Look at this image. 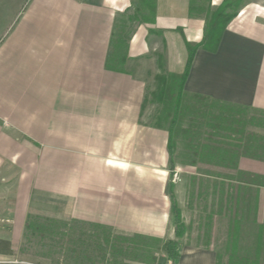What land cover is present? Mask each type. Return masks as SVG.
Here are the masks:
<instances>
[{
	"label": "crops",
	"instance_id": "1",
	"mask_svg": "<svg viewBox=\"0 0 264 264\" xmlns=\"http://www.w3.org/2000/svg\"><path fill=\"white\" fill-rule=\"evenodd\" d=\"M19 1L0 0V264H46L17 256L32 209L83 222L84 230L111 239L157 238L167 253L175 238L166 193L168 132L142 121L147 83L160 72L162 39L164 69L173 74L184 69V39L200 41L205 15L189 6L222 0H155L154 22L138 24L129 39L127 73L105 63L115 15L130 0ZM183 91L186 99L201 96L228 112L264 114V0H242L216 49L195 50ZM252 133L244 125L240 134L230 133L239 140L221 144L236 145L237 171L226 149L195 163L186 156L175 167L210 170L201 176L217 183L239 171L233 183L254 187L248 173L264 176V159ZM256 188L262 217L264 186ZM173 191L183 220L184 197L176 184ZM217 261L210 243H180L176 256L167 253L157 264Z\"/></svg>",
	"mask_w": 264,
	"mask_h": 264
},
{
	"label": "trees",
	"instance_id": "2",
	"mask_svg": "<svg viewBox=\"0 0 264 264\" xmlns=\"http://www.w3.org/2000/svg\"><path fill=\"white\" fill-rule=\"evenodd\" d=\"M209 1V0H208ZM242 0H222L215 7L210 5L205 7L189 6L190 11L205 12V26L203 35L199 42L190 43L184 39L186 49V61L184 69L180 74L168 73L162 65L159 69L164 76L157 77V92L161 104V118L167 121V150L169 178L166 184V193L170 200V213L174 221V239L168 240L167 253L170 257L176 256L177 239L183 237L186 232L181 211L174 195L173 174L175 170L176 139L183 134L185 142L184 156L191 158L195 163L201 157L213 158L222 155L220 150L225 151L226 160H231L232 171H237L236 160L239 153L236 145L233 148L222 146L227 140L236 139L230 133L240 134L245 123L241 117L234 112H226L223 108L218 109V105L203 103L201 105L186 102V94L183 91V82L187 75L195 50L198 47L214 51L219 39L228 22L237 14ZM132 13L123 21L124 14L130 10L116 14L113 29L109 40L107 58L105 66L115 72L127 73L125 61L127 58L128 42L138 24H152L155 17V0H130ZM122 20V25L119 21ZM126 22H132L133 28L123 37L122 30L118 31V25L125 28ZM182 35V31L179 28ZM149 33L159 34L152 29ZM163 49H165L163 41ZM160 59L161 54H156ZM153 94V95H154ZM197 97V96H194ZM201 100L206 98L198 96ZM215 109V110H214ZM261 113V112H260ZM263 114V112H262ZM185 120L184 127L181 123ZM264 120L261 121L263 123ZM260 125V124H259ZM256 143L257 157L264 159V138ZM241 139V138H240ZM239 140V139H236ZM231 146V147H232ZM203 152V153H202ZM203 155V156H202ZM230 170V171H231ZM238 175L225 174V182H212L211 204L205 215V220L210 226L213 217L223 216L227 219L234 231H238L240 221L245 218V214L252 212L255 218L257 208V188L264 186V176L250 174V182L254 187L236 185L233 181L239 180ZM202 174H208L203 172ZM192 182L194 178H191ZM191 208V205H188ZM204 207L202 212H204ZM45 224L36 228L41 238H47L57 242V257L51 260L50 264H125L124 259H140L145 264H157L156 253L159 249L160 240L148 236H119L105 232L97 233L83 229V222L77 220L61 221L51 218L44 219ZM90 226L91 224H87ZM30 227L26 222V230ZM78 231V233H75ZM101 237V238H100ZM208 244V243H207ZM130 255V256H129ZM216 264H219L218 261Z\"/></svg>",
	"mask_w": 264,
	"mask_h": 264
},
{
	"label": "rangeland",
	"instance_id": "3",
	"mask_svg": "<svg viewBox=\"0 0 264 264\" xmlns=\"http://www.w3.org/2000/svg\"><path fill=\"white\" fill-rule=\"evenodd\" d=\"M18 3H20L19 0ZM4 4V2H1V12L3 15L5 14V9L3 8ZM10 4H16V2H11ZM132 7L133 6H130V10L124 14V18H121L123 21H125L127 16L132 13ZM198 13L205 15V12ZM122 20L119 21V25H122ZM119 25L117 29L118 31L122 30L121 33L123 37H125L129 30L134 26L132 22H126L125 28H122ZM154 35L157 36V34ZM164 53L165 49H163L162 39L161 50L157 52V54L162 55L160 61L157 57L158 68L160 65L164 68ZM162 76H164V73L160 71L155 75L154 82H152V78H149L151 82L147 83V92L143 102V114L141 118L143 123L147 126L166 130L167 121L161 118V113L159 112L162 107L158 101L159 97L154 94L157 92V77ZM186 100H188L186 102L195 105L203 104L201 100H196L195 98ZM229 112H234L236 115H239L242 119L241 121H244L249 130L256 132L252 134H257L263 139L264 121L263 123H261V121L264 120V114L260 112L245 113L236 110H229ZM253 118L257 119L256 123L253 121ZM249 123H252V125H249ZM185 124L186 122L184 120L181 123V126L184 127ZM183 134L184 133H180L176 139L175 163L177 165L181 164L185 157V142L183 140ZM208 171L211 172L210 170L175 167L173 182L176 184L179 193L184 197L185 208L187 209L183 217V222L186 225V232L183 237L177 239V246H179L180 243H210L217 251L219 264H264V215L262 217H257V214L255 213L254 218L252 212L246 213L245 218L240 221L238 231L236 232L230 226L225 217H223V219L213 217L210 226L207 224L205 215L208 212L212 201V179H206L201 176V174ZM191 178H194L193 182ZM180 182H182L183 185ZM189 204L191 205V208L188 207ZM203 207L206 209L204 212H202ZM46 217L47 216L42 214V209L31 210L28 217L30 227L23 234L21 245L17 250L18 257L46 264H50L51 260L57 257V242L52 239L41 238L36 231V228L39 225L45 224L44 219ZM49 218L60 220L57 217ZM156 256L159 260L163 261L165 257H167L166 249L163 248L161 250L159 248ZM124 260L125 261L123 262H125V264H143L140 259L133 260L132 257H128Z\"/></svg>",
	"mask_w": 264,
	"mask_h": 264
}]
</instances>
